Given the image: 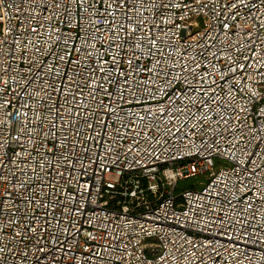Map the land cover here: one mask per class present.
Segmentation results:
<instances>
[{
  "label": "built area",
  "instance_id": "2783aa9c",
  "mask_svg": "<svg viewBox=\"0 0 264 264\" xmlns=\"http://www.w3.org/2000/svg\"><path fill=\"white\" fill-rule=\"evenodd\" d=\"M0 177V264H264V0H0Z\"/></svg>",
  "mask_w": 264,
  "mask_h": 264
},
{
  "label": "trees",
  "instance_id": "16d2710c",
  "mask_svg": "<svg viewBox=\"0 0 264 264\" xmlns=\"http://www.w3.org/2000/svg\"><path fill=\"white\" fill-rule=\"evenodd\" d=\"M207 182L206 177H196V178H190L186 180H181L176 185V192H181L184 190H194L198 187L202 186V184Z\"/></svg>",
  "mask_w": 264,
  "mask_h": 264
},
{
  "label": "snow or ice",
  "instance_id": "6c2138e0",
  "mask_svg": "<svg viewBox=\"0 0 264 264\" xmlns=\"http://www.w3.org/2000/svg\"><path fill=\"white\" fill-rule=\"evenodd\" d=\"M47 9H45V11H46ZM129 63H131V62H129ZM0 179H2V177H0ZM32 231H35V229H32Z\"/></svg>",
  "mask_w": 264,
  "mask_h": 264
},
{
  "label": "rangeland",
  "instance_id": "374dc122",
  "mask_svg": "<svg viewBox=\"0 0 264 264\" xmlns=\"http://www.w3.org/2000/svg\"><path fill=\"white\" fill-rule=\"evenodd\" d=\"M110 179H112V177H110Z\"/></svg>",
  "mask_w": 264,
  "mask_h": 264
}]
</instances>
